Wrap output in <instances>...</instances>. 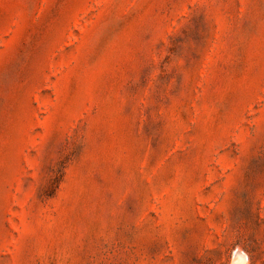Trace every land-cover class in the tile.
Wrapping results in <instances>:
<instances>
[{"label": "rangeland", "instance_id": "374dc122", "mask_svg": "<svg viewBox=\"0 0 264 264\" xmlns=\"http://www.w3.org/2000/svg\"><path fill=\"white\" fill-rule=\"evenodd\" d=\"M0 264H264V0H0Z\"/></svg>", "mask_w": 264, "mask_h": 264}]
</instances>
